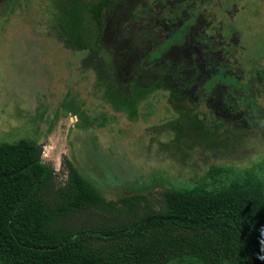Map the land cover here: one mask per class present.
I'll return each instance as SVG.
<instances>
[{"label": "rangeland", "instance_id": "1", "mask_svg": "<svg viewBox=\"0 0 264 264\" xmlns=\"http://www.w3.org/2000/svg\"><path fill=\"white\" fill-rule=\"evenodd\" d=\"M143 1H0V145L32 141L54 185L68 160L104 199L136 195L141 206L248 170L264 179V120L249 125L221 91L196 104L205 70L194 44L224 41L244 74L264 72V0H169L148 35L125 39ZM190 12L184 44L145 65L149 45Z\"/></svg>", "mask_w": 264, "mask_h": 264}, {"label": "trees", "instance_id": "2", "mask_svg": "<svg viewBox=\"0 0 264 264\" xmlns=\"http://www.w3.org/2000/svg\"><path fill=\"white\" fill-rule=\"evenodd\" d=\"M167 1L137 5L122 23L125 39L148 35L153 9ZM188 15L153 39L145 65L184 44ZM194 44L205 70L196 104L221 91L249 125L264 120L263 69L244 74L224 41L205 36ZM40 152L32 141L0 145V264H264V179L254 172L162 190L154 206H141L136 195L104 199L68 160L65 180L54 185Z\"/></svg>", "mask_w": 264, "mask_h": 264}]
</instances>
